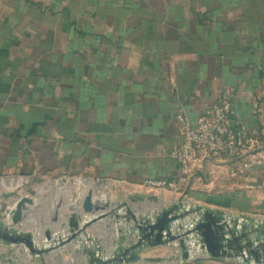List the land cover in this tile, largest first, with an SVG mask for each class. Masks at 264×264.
Returning a JSON list of instances; mask_svg holds the SVG:
<instances>
[{"label": "crops", "instance_id": "crops-1", "mask_svg": "<svg viewBox=\"0 0 264 264\" xmlns=\"http://www.w3.org/2000/svg\"><path fill=\"white\" fill-rule=\"evenodd\" d=\"M228 88L237 126L257 133L264 150V0H0V181L66 198L46 215L53 237L67 229L68 206L82 216L88 190L92 205L160 215L177 196L141 181L179 177L169 156L181 141L176 114L194 124ZM193 174L184 190L191 206L264 220V161L249 173L252 189L220 160L195 163ZM101 225L112 229V250L90 248L100 257L136 234L113 217L88 229ZM236 234L264 242V224ZM136 253L118 264H260L202 248L192 257L177 241ZM45 255L23 260L53 264ZM7 256L0 264H23Z\"/></svg>", "mask_w": 264, "mask_h": 264}, {"label": "water", "instance_id": "water-1", "mask_svg": "<svg viewBox=\"0 0 264 264\" xmlns=\"http://www.w3.org/2000/svg\"><path fill=\"white\" fill-rule=\"evenodd\" d=\"M91 201H93L91 199V191L88 190L79 207L82 216L81 214L76 215V205L68 206L67 210L70 211V215L66 223V233L64 235H59L58 233L53 237L48 232H45V245L35 243L32 234L17 231L10 225L1 223L0 241L6 244L23 246L30 255L41 256L66 243H71L77 239L83 240L84 236L82 235L87 227L99 220L113 217L122 219L128 226L133 228L136 231V240L107 257L97 256L81 243L82 251L88 259V264H118L124 261H136L138 259L136 252L143 246H154L174 241L183 244L182 236L192 232L199 236V241L202 243L204 250L211 257L234 255L246 261L253 259L257 263L264 264V242L259 241L256 243L247 234H236L238 227L235 224L230 225L224 218H218L208 211L200 213L193 228L180 236L171 233L172 225L179 220L182 221L188 214L197 212L196 208L173 214V210L177 208L175 206L162 211L153 221H150L136 218L130 211L120 213L116 211L115 207L109 209L110 204L107 200L103 204L94 203L93 205ZM34 203V200L29 197L20 198L16 203L12 220L14 222L19 220L20 212L26 208H31ZM97 210H100V212L91 217H86L84 214L85 212ZM53 219L57 221V216L53 217ZM117 231L121 232L122 230L118 229Z\"/></svg>", "mask_w": 264, "mask_h": 264}, {"label": "built area", "instance_id": "built-area-1", "mask_svg": "<svg viewBox=\"0 0 264 264\" xmlns=\"http://www.w3.org/2000/svg\"><path fill=\"white\" fill-rule=\"evenodd\" d=\"M234 115L230 88L226 89L216 102L202 111L194 124L189 123L182 113L176 114L180 123L181 141L171 150L169 156L180 165L179 177L177 179L144 178L141 181V185L146 188L166 189L173 192L177 196V213L197 209V212H192L182 221L179 220L173 224L171 233L182 236L184 232L193 228L199 214L205 211V206H191L184 191L194 177L195 163L212 159L220 160L228 177L239 178L244 181L247 189L253 188L249 182V173L254 166L264 161L263 143L257 133H246L238 127ZM222 212L225 214L226 221L230 225L234 223L236 227L242 224L253 227L264 224V220L250 221L247 217L234 214L226 209H222ZM155 217L151 214L146 219L153 221ZM129 238L127 245L136 240L135 235ZM182 238L183 245L192 257L199 253L201 248L204 249L196 233H188Z\"/></svg>", "mask_w": 264, "mask_h": 264}, {"label": "rangeland", "instance_id": "rangeland-1", "mask_svg": "<svg viewBox=\"0 0 264 264\" xmlns=\"http://www.w3.org/2000/svg\"><path fill=\"white\" fill-rule=\"evenodd\" d=\"M25 196L27 198L29 197L33 199L35 203L31 208L22 210L20 212V219L14 222V220H12V216L15 212L14 209L16 203L20 198ZM66 202V198L60 195L59 199H56L55 202L53 200L52 202L50 198L47 199V195L42 193V191L35 197V195L28 193V191L26 192V190L25 193H22L20 188H15V186H3L2 182L0 181V222H6L13 229L16 228L33 232L31 233L33 235V239L35 243L39 245L45 243V231L51 235L49 227H47L49 220L46 219V215H48L50 211H53V206L59 209V207L63 206ZM56 203L57 206L55 205ZM99 212L100 210H97L85 212L84 214L86 217H91ZM46 228L48 229L45 230ZM57 232H60L59 235H64V233H66V228L63 230L59 226ZM82 236H84L83 240H74L71 243H66L63 246L46 253L45 259L48 261V263L53 262V264H87L86 256L82 251V244L86 249H90L96 245L99 248L101 247V249L104 251L112 250V229L110 226L101 225L99 228H94V230L88 229L87 227L85 233ZM91 237L95 238V240H92ZM79 241H81L82 244ZM18 246L19 245H17V247ZM21 248H14L11 250L0 249V254L8 252V258L18 259L21 263L26 264L25 260H23V257H25L27 251L23 246H21Z\"/></svg>", "mask_w": 264, "mask_h": 264}, {"label": "bare ground", "instance_id": "bare-ground-1", "mask_svg": "<svg viewBox=\"0 0 264 264\" xmlns=\"http://www.w3.org/2000/svg\"><path fill=\"white\" fill-rule=\"evenodd\" d=\"M4 183L8 185V183H6V182H4ZM10 184H11V183H10ZM7 185H4V186H7Z\"/></svg>", "mask_w": 264, "mask_h": 264}]
</instances>
